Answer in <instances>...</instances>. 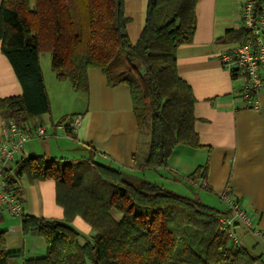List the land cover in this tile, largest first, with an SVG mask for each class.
I'll use <instances>...</instances> for the list:
<instances>
[{"label": "trees", "instance_id": "trees-1", "mask_svg": "<svg viewBox=\"0 0 264 264\" xmlns=\"http://www.w3.org/2000/svg\"><path fill=\"white\" fill-rule=\"evenodd\" d=\"M253 1L256 6L261 2ZM197 2L149 0L144 30L132 43L124 0H2V51L23 93L1 98L0 116L4 121L36 123L35 118L48 112L40 66L43 53L52 55L56 76L69 80L75 91H86L88 69L100 68L110 86L130 87L138 124L150 120L144 167L167 168L178 145L200 146L194 127L196 98L177 69L179 47L194 39ZM248 35L241 26L228 30L226 38L237 42ZM17 164L19 175L31 182L54 179L57 202L64 208V220L23 216L24 234L41 236L47 245L44 256L26 259L24 264H255L260 260L220 229L218 216L227 211L200 199L135 179L90 158L72 162L29 155ZM207 172V165L200 166L188 180H204ZM3 211L0 207V221ZM76 217L91 227L92 240L82 241V233L72 224ZM0 264H10L3 231Z\"/></svg>", "mask_w": 264, "mask_h": 264}, {"label": "crops", "instance_id": "crops-1", "mask_svg": "<svg viewBox=\"0 0 264 264\" xmlns=\"http://www.w3.org/2000/svg\"><path fill=\"white\" fill-rule=\"evenodd\" d=\"M148 1L124 0L125 16L129 19L126 27L132 43L138 41L144 30ZM247 2L198 0L194 39L181 45L177 52L178 73L192 87L196 98L194 127L199 147L178 145L167 168H145L150 131L138 124L130 87L110 86L103 71L93 67L88 69V89L75 91L69 80L56 76L50 53L46 67L42 65L43 53L40 66L49 110L34 121L47 128V135L29 140L26 154L72 162L90 158L120 168L135 179L183 192L223 212L227 207L220 195L229 189L253 219V230L241 224L235 227L238 245L260 256L255 264H264V88L258 94L259 107H247L239 98L242 81L232 79L222 64L223 53L235 43L226 38V33L241 28ZM22 93V85L2 51L0 40V99ZM76 114H82L83 119L71 135L60 120ZM3 124L0 116V133ZM18 161L10 164L9 169L21 193L23 214L13 216L4 210L0 221L10 264H24L26 259L46 253L43 237L24 234L23 216L64 220V208L57 202L56 181L31 182L28 176L19 175ZM205 165L208 172L204 180H188L198 167ZM113 214L121 218L120 213ZM72 224L87 234L94 233L81 217H76Z\"/></svg>", "mask_w": 264, "mask_h": 264}, {"label": "built area", "instance_id": "built-area-1", "mask_svg": "<svg viewBox=\"0 0 264 264\" xmlns=\"http://www.w3.org/2000/svg\"><path fill=\"white\" fill-rule=\"evenodd\" d=\"M242 26L249 35L223 53L222 64L232 79L242 81L239 98L247 107L257 109L258 94L264 88V0L258 6L253 0H248L243 8ZM82 119V114L68 115L60 125L74 130ZM46 135L47 128L42 124L31 121L21 123L15 119L4 121L0 133V207L13 216L23 214V201L11 177L9 165L28 156L26 144L29 140ZM220 198L227 207V213L218 216L219 227L228 233L232 242L238 244L235 225L238 223L253 230L252 216L229 189L222 192Z\"/></svg>", "mask_w": 264, "mask_h": 264}, {"label": "rangeland", "instance_id": "rangeland-1", "mask_svg": "<svg viewBox=\"0 0 264 264\" xmlns=\"http://www.w3.org/2000/svg\"><path fill=\"white\" fill-rule=\"evenodd\" d=\"M47 58H50V54L49 53H45V54L42 55V65L44 67H46V64L48 62ZM143 128H144L145 131H151L150 120H148V122L145 125H143ZM167 185H169V182L167 183ZM169 187H171V186H169ZM178 193H181V192L178 191ZM183 195H185V194L183 193ZM75 227L82 233V241L85 242L87 240H92V237H93L92 235L94 233L91 232L90 234H87L84 230L80 229L79 227H77V226H75ZM194 240H195V237H194Z\"/></svg>", "mask_w": 264, "mask_h": 264}]
</instances>
